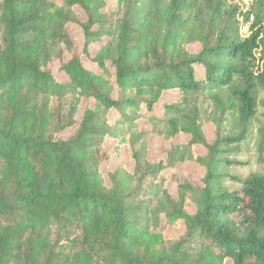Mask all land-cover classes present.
<instances>
[{"label": "trees", "instance_id": "16d2710c", "mask_svg": "<svg viewBox=\"0 0 264 264\" xmlns=\"http://www.w3.org/2000/svg\"><path fill=\"white\" fill-rule=\"evenodd\" d=\"M240 15L232 0H0V264H264V177L222 172L264 92V0L247 37ZM70 24L94 69L63 63ZM125 150L131 172L101 171ZM181 164L202 176L169 174Z\"/></svg>", "mask_w": 264, "mask_h": 264}, {"label": "rangeland", "instance_id": "374dc122", "mask_svg": "<svg viewBox=\"0 0 264 264\" xmlns=\"http://www.w3.org/2000/svg\"><path fill=\"white\" fill-rule=\"evenodd\" d=\"M108 1V0H106ZM234 4L238 6L240 9L241 15L238 19L239 21V31L240 34L243 37H247L249 35L248 26L249 23H245L242 20V15L245 13L243 12V9H246L245 2H242L241 0H232ZM243 1H249V0H243ZM254 0H252L251 3L248 5V10L252 6ZM243 8V9H242ZM67 30L70 34L72 43H73V49L72 53H67L66 51L63 54V63H66L69 61L72 57V55L79 56L82 64L88 68V69H94V66L91 64L90 61H88L85 57V55L82 53L83 50V37L82 33L80 32V29L75 25H68ZM192 50H198V47L195 46L192 48ZM95 50L91 49V46L88 48V53L92 57ZM256 57L259 58L258 55ZM264 63V59L257 62L258 69H261L262 64ZM60 67L59 63H54L50 65L51 72L55 75V77L65 80V75L62 72H59L58 68ZM257 70V69H256ZM111 81H113L111 79ZM166 95V96H165ZM165 99L163 101L165 102H171L174 98L173 95L165 93ZM93 101H90L87 103L85 100H82L79 106L78 110V116L82 115L84 109L87 106L92 107ZM153 112L157 117H160L162 115V107L160 104H157L153 108ZM116 114L111 113L110 114V122L113 121L116 118ZM136 125L141 131H148L150 129V126L147 122L137 120ZM264 128V92L261 90H257V110L256 115L254 119L249 123L248 128V134L246 139L238 144L237 146H233L230 148H227V152L225 154V162L222 172L227 177H237V179H244L249 174L258 173L264 177V149L260 153L259 152V146H260V139L258 136V131ZM70 135L69 133H66V136ZM206 135L208 139L211 141L213 139V132L209 128L206 131ZM183 141L182 137H177L175 139V143H180ZM104 147L106 148L107 153H111L112 151V143L109 140H105ZM146 148V145H145ZM147 149H148V155L147 158L152 161L160 160L162 157L160 146H159V139L158 138H148L147 139ZM131 155L130 150H125L120 152L118 155H111L107 160H105L101 166L100 169L103 172L113 171L115 168L119 166H125L126 170L131 172V167H129V157ZM175 174L178 178L181 180L187 178L189 175H193L197 178H200L203 174V171L201 169H198L192 165L188 164H181L177 166L175 169H173L171 172L169 171V174ZM228 181V179L226 178ZM229 188H236L235 184H228ZM167 189L171 195H175V186L173 183L167 184ZM181 232L180 231H172L168 232L165 235V238H175L178 236ZM228 264V263H226Z\"/></svg>", "mask_w": 264, "mask_h": 264}, {"label": "built area", "instance_id": "2783aa9c", "mask_svg": "<svg viewBox=\"0 0 264 264\" xmlns=\"http://www.w3.org/2000/svg\"><path fill=\"white\" fill-rule=\"evenodd\" d=\"M241 1L242 2H245L246 6H247L245 10L242 8L243 9V12H246L248 10L247 8H248L249 3H251L252 0H249V1H243V0H241Z\"/></svg>", "mask_w": 264, "mask_h": 264}]
</instances>
